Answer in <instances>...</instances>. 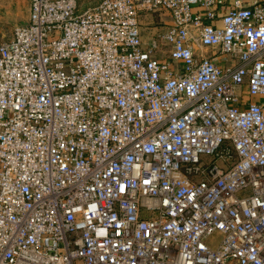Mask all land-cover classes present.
I'll list each match as a JSON object with an SVG mask.
<instances>
[{
    "label": "built area",
    "instance_id": "obj_1",
    "mask_svg": "<svg viewBox=\"0 0 264 264\" xmlns=\"http://www.w3.org/2000/svg\"><path fill=\"white\" fill-rule=\"evenodd\" d=\"M0 264H264V0H29L0 41Z\"/></svg>",
    "mask_w": 264,
    "mask_h": 264
},
{
    "label": "rangeland",
    "instance_id": "obj_2",
    "mask_svg": "<svg viewBox=\"0 0 264 264\" xmlns=\"http://www.w3.org/2000/svg\"><path fill=\"white\" fill-rule=\"evenodd\" d=\"M98 0H77L78 9L96 3ZM29 11V0H0V41L10 35L13 27L26 22ZM171 18L167 11L148 10L140 15L141 30L144 40H149L151 35L164 29Z\"/></svg>",
    "mask_w": 264,
    "mask_h": 264
},
{
    "label": "crops",
    "instance_id": "obj_3",
    "mask_svg": "<svg viewBox=\"0 0 264 264\" xmlns=\"http://www.w3.org/2000/svg\"><path fill=\"white\" fill-rule=\"evenodd\" d=\"M167 22H169V20Z\"/></svg>",
    "mask_w": 264,
    "mask_h": 264
}]
</instances>
